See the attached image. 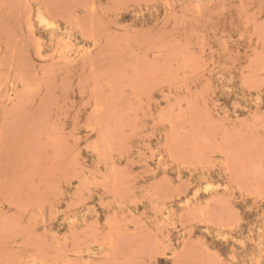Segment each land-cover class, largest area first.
<instances>
[{"label": "rangeland", "instance_id": "obj_1", "mask_svg": "<svg viewBox=\"0 0 264 264\" xmlns=\"http://www.w3.org/2000/svg\"><path fill=\"white\" fill-rule=\"evenodd\" d=\"M0 264H264V0H0Z\"/></svg>", "mask_w": 264, "mask_h": 264}, {"label": "bare ground", "instance_id": "obj_2", "mask_svg": "<svg viewBox=\"0 0 264 264\" xmlns=\"http://www.w3.org/2000/svg\"><path fill=\"white\" fill-rule=\"evenodd\" d=\"M32 9H33V8H32ZM48 16H49V15H48ZM50 17H51V15H50ZM56 23H57V21H56ZM44 28H45V26H44ZM33 29H34V28H33ZM55 35H56V34H55ZM61 38H62V37H61ZM39 40H40V39L37 38L38 43H40ZM40 41H41V40H40ZM38 43H37V45L40 46V44H38ZM68 43L72 45L71 41L68 42V40H67V44H68ZM39 46H38V47H39ZM64 48H66V45H65ZM70 48H71V47H70ZM61 50L63 51L64 49H61ZM55 52H56V51H55ZM39 53H40V49H39ZM54 54H55V53H54ZM232 93H233V92H232ZM209 187H210V186H209ZM211 187H212V186H211ZM224 187H225V186H224ZM205 190H206V189H205ZM196 193H197V192H196ZM193 195H194V194H193ZM180 205H181V204H180ZM224 234H225V233H224ZM248 234H249V233H248ZM218 236H219V235H218ZM238 238H240V237H238ZM238 238H236V239H238ZM238 249H239V248H238ZM240 250H241V248H240ZM237 251H238V250H237ZM237 251H236V252H237ZM248 252H249V251H248ZM247 254H248V253H247ZM241 257H242V256H241ZM248 260H249V259H248ZM245 261H246V260H245ZM245 261H244V262H245Z\"/></svg>", "mask_w": 264, "mask_h": 264}]
</instances>
